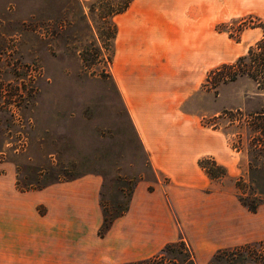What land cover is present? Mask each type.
Listing matches in <instances>:
<instances>
[{
	"label": "rangeland",
	"instance_id": "1",
	"mask_svg": "<svg viewBox=\"0 0 264 264\" xmlns=\"http://www.w3.org/2000/svg\"><path fill=\"white\" fill-rule=\"evenodd\" d=\"M127 1L0 0V172L16 174L19 189L99 174L102 200L116 215L139 181L157 179L113 76L114 12ZM181 1L188 23L195 5L201 33L213 37L216 30V65L186 106L203 126L227 136L238 159L233 177L223 166L227 175L217 187L238 196V181L255 178L264 199V139L254 120L264 111V91L248 72L226 67L264 46V0ZM259 213L264 217V208ZM236 254L244 264H262L264 243ZM180 256L171 252L149 264H180Z\"/></svg>",
	"mask_w": 264,
	"mask_h": 264
},
{
	"label": "crops",
	"instance_id": "2",
	"mask_svg": "<svg viewBox=\"0 0 264 264\" xmlns=\"http://www.w3.org/2000/svg\"><path fill=\"white\" fill-rule=\"evenodd\" d=\"M133 1L115 17L113 76L157 179L137 183L127 212L101 236V175L19 189L1 167L0 264L138 263L181 240L208 264L221 249L264 240V205L249 212L199 164L213 158L229 177L238 168L227 136L186 106L216 65V30L201 33L195 5L188 23L185 1Z\"/></svg>",
	"mask_w": 264,
	"mask_h": 264
},
{
	"label": "trees",
	"instance_id": "3",
	"mask_svg": "<svg viewBox=\"0 0 264 264\" xmlns=\"http://www.w3.org/2000/svg\"><path fill=\"white\" fill-rule=\"evenodd\" d=\"M132 2L133 0H128L125 6L119 8L118 10L114 12V15H118V14L125 12L130 7ZM226 67L230 71L236 70L237 72H241V71L245 73L248 72L252 76V78L257 82L258 87L264 91V86L260 83L261 79L263 80V83H264V46H260L259 50H256L254 48L250 49L248 55L239 58L236 65H232V66L230 65ZM254 120L259 123V127L257 126L258 127L257 129L258 131L261 132V136L262 135L264 136V111L256 113ZM263 136L262 138L264 139ZM256 140L258 142H261V140L258 139V137L256 138ZM255 148L258 149V146H256ZM199 164L201 168L204 169L209 175V177L214 181L221 180L227 175L226 169L223 166L219 165L212 158H203L200 160ZM251 164H250V170H253V168H258L256 166L255 167L251 166ZM218 170H222V171L218 172ZM254 181H255V178H252V183L250 185H244L242 180H239L237 183V188L240 190V193L237 196L238 200L251 213H257L260 207L264 205V199L261 197L262 195L257 193L255 189L253 188ZM21 188H26V187H21ZM102 198H103V194H102ZM102 207L104 210V224L99 234L101 236H104L108 232L110 227L112 226L113 222L117 218L123 216L127 212L128 207L126 210L116 215H111L109 213L103 200H102ZM263 243H264V240L260 242H256V243H250V244L234 247V248L221 249L213 255L212 259L209 261L208 264H244L242 263L243 260H246L244 255L238 258L236 253L243 252L247 249L254 247L255 245H261ZM176 248H179V250L178 249L176 250ZM186 248L190 250V252H188ZM171 252H178L181 255L178 260L180 261V264H197L192 250L188 247L186 242H184L183 240L177 243L168 244L162 250V252H160L159 254H157L156 256L148 260L138 262V263H130V264H149L151 260L154 261V260H157L158 258L162 259L164 255L171 253ZM164 264H169V263L165 262ZM262 264H264V260Z\"/></svg>",
	"mask_w": 264,
	"mask_h": 264
}]
</instances>
